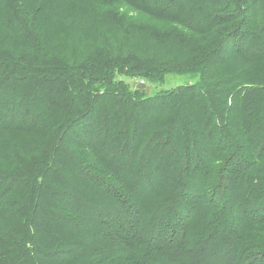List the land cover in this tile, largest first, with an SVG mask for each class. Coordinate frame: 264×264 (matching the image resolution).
I'll return each instance as SVG.
<instances>
[{"label":"trees","instance_id":"trees-1","mask_svg":"<svg viewBox=\"0 0 264 264\" xmlns=\"http://www.w3.org/2000/svg\"><path fill=\"white\" fill-rule=\"evenodd\" d=\"M0 264H264V0H0Z\"/></svg>","mask_w":264,"mask_h":264},{"label":"rangeland","instance_id":"rangeland-1","mask_svg":"<svg viewBox=\"0 0 264 264\" xmlns=\"http://www.w3.org/2000/svg\"><path fill=\"white\" fill-rule=\"evenodd\" d=\"M196 78L194 75H178V74H170L167 76L166 81L162 85L156 86V90L168 89L177 85H183L191 82H195Z\"/></svg>","mask_w":264,"mask_h":264},{"label":"water","instance_id":"water-1","mask_svg":"<svg viewBox=\"0 0 264 264\" xmlns=\"http://www.w3.org/2000/svg\"><path fill=\"white\" fill-rule=\"evenodd\" d=\"M135 86H136V84H135ZM138 88L139 89L146 88V93H149L150 92V87H146V84H144L143 82H141V83L138 84Z\"/></svg>","mask_w":264,"mask_h":264}]
</instances>
